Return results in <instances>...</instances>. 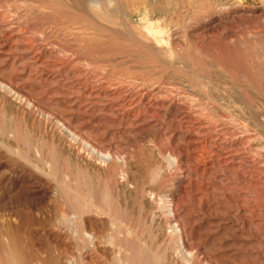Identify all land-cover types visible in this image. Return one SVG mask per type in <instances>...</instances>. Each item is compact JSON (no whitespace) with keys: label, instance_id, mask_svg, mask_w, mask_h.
<instances>
[{"label":"rangeland","instance_id":"1","mask_svg":"<svg viewBox=\"0 0 264 264\" xmlns=\"http://www.w3.org/2000/svg\"><path fill=\"white\" fill-rule=\"evenodd\" d=\"M89 262L264 264V0H0V264Z\"/></svg>","mask_w":264,"mask_h":264},{"label":"bare ground","instance_id":"2","mask_svg":"<svg viewBox=\"0 0 264 264\" xmlns=\"http://www.w3.org/2000/svg\"><path fill=\"white\" fill-rule=\"evenodd\" d=\"M135 0H114V2H116L118 5H120V4H122V2H124L126 5H130V4H132L133 2H134ZM160 1V0H159ZM96 3H97V1H96ZM140 11V10H139ZM145 15H146V13H145ZM158 23V22H157ZM160 24V23H159ZM148 25V24H147ZM149 27H150V25H148ZM158 26V25H157ZM152 30H150V32H151ZM154 31H156V29L154 30ZM110 32V31H109ZM163 32V31H162ZM159 34V33H158ZM162 34V33H161ZM159 36H160V34H159ZM162 39V38H161ZM133 40V39H132ZM135 42V41H134ZM60 54V53H59ZM199 126V125H198ZM201 127V126H200ZM201 131V130H200ZM72 134V133H71ZM210 135V134H209ZM209 135H208V137H209ZM226 137V136H225ZM204 138V137H203ZM227 140V139H226ZM225 140V141H226ZM197 141V140H196ZM203 142V141H202ZM207 142V141H206ZM209 142V141H208ZM207 142V143H208ZM211 142V141H210ZM209 142V143H210ZM221 142V141H220ZM227 143V142H226ZM225 143V144H226ZM205 145V144H204ZM228 149V148H227ZM206 150V149H205ZM92 151L93 152H95V149L93 150L92 149ZM214 151V150H213ZM216 151V150H215ZM221 151V150H220ZM223 151V150H222ZM205 153V152H204ZM206 154V153H205ZM219 154V153H218ZM210 155V154H209ZM224 155V154H223ZM225 155H229L231 158L232 157H234L233 156V154H231L230 152H226L225 153ZM104 156V155H103ZM107 156V155H106ZM214 156V155H213ZM229 156H224L226 159H227V157H229ZM211 156H209V158H210ZM110 157H106V160L107 159H109ZM212 159H214V158H212ZM223 159V158H222ZM110 160V159H109ZM169 160L171 161V162H173L174 163V160L173 159H171L170 157H169ZM224 160V159H223ZM222 160V161H223ZM213 162V161H212ZM229 163L230 162H232L231 160L230 161H228ZM235 162V161H234ZM155 163H157V162H155ZM214 164V163H213ZM228 165V164H227ZM205 166V165H204ZM246 184V183H245ZM119 187H120V189L122 190V192L124 193V191H126V192H128L129 190H127L128 189V185L127 184H120L119 183ZM39 191V190H38ZM171 201V200H170ZM169 200H167L166 201V204H165V213H166V215L169 217V218H173V216L175 215V211H176V207H175V204H173L172 202H170ZM140 203H141V206L145 209V210H147V212L148 211H150V209H152L153 207H155L154 206V203H155V201H154V198L152 197V196H150L147 192H146V190H143L142 192H141V194H140ZM92 205H93V207H92V209H93V212H95L96 214H98V215H103L104 213H106L104 210H103V208L102 207H100L99 206V204L97 203V202H95V203H92ZM81 217V216H80ZM85 221H87V222H89V223H91L92 221V224L94 223H98V224H103V222L101 221V219L100 218H97V217H92V219H84ZM162 226V225H161ZM158 228V227H157ZM157 232H158V236H159V238L162 240V241H164V240H166V238H168V237H172L173 238V240H175V242L177 241H179L180 242V238H182L181 237V230H180V228L178 227V224L176 223V222H174V223H170L169 224V226L166 228V229H163L162 227L160 228H158V230H157ZM173 245H174V243H173ZM181 247V246H180ZM184 252V251H183ZM187 257H191V254L190 253H184ZM89 264H90V262H89ZM128 264V263H127ZM130 264H132L131 262H130Z\"/></svg>","mask_w":264,"mask_h":264}]
</instances>
